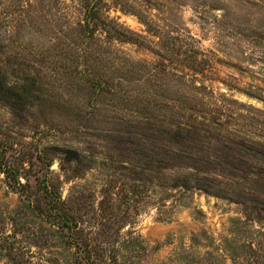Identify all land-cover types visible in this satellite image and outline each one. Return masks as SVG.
Returning <instances> with one entry per match:
<instances>
[{
	"label": "rangeland",
	"instance_id": "rangeland-1",
	"mask_svg": "<svg viewBox=\"0 0 264 264\" xmlns=\"http://www.w3.org/2000/svg\"><path fill=\"white\" fill-rule=\"evenodd\" d=\"M0 264H264V0H0Z\"/></svg>",
	"mask_w": 264,
	"mask_h": 264
}]
</instances>
